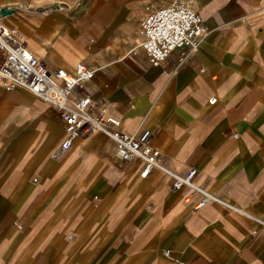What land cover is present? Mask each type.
Segmentation results:
<instances>
[{"label": "crops", "instance_id": "0c3cea01", "mask_svg": "<svg viewBox=\"0 0 264 264\" xmlns=\"http://www.w3.org/2000/svg\"><path fill=\"white\" fill-rule=\"evenodd\" d=\"M169 1L0 0L35 56L87 64L92 100L161 152L147 178L104 132L55 157L63 121L0 84V264H264V0H192L207 37L153 67L139 26Z\"/></svg>", "mask_w": 264, "mask_h": 264}, {"label": "built area", "instance_id": "2783aa9c", "mask_svg": "<svg viewBox=\"0 0 264 264\" xmlns=\"http://www.w3.org/2000/svg\"><path fill=\"white\" fill-rule=\"evenodd\" d=\"M2 17L0 13V83L7 91L22 88L32 92L63 121L65 139L53 154L55 157L70 149L76 138L88 140L92 135L104 132L113 142L120 162H139L142 178H147L154 168L159 167L161 152L152 145L151 131L125 132L123 122L112 115L108 105L92 100L85 88L94 78L92 68L79 63L74 72L49 69L28 48L21 33L3 23ZM139 34L143 37L141 49L151 66H161L178 51L185 50L186 55L176 64L179 66L187 56L198 52L207 37V29L192 0H171L144 17ZM211 103H216V100H211ZM197 174V169L192 168L184 176H173V189L195 190L193 180ZM208 203L209 197L206 196L196 209Z\"/></svg>", "mask_w": 264, "mask_h": 264}, {"label": "water", "instance_id": "95a60500", "mask_svg": "<svg viewBox=\"0 0 264 264\" xmlns=\"http://www.w3.org/2000/svg\"><path fill=\"white\" fill-rule=\"evenodd\" d=\"M0 13H1L2 16H6V15L9 14V12H7V11H5V10H1Z\"/></svg>", "mask_w": 264, "mask_h": 264}, {"label": "rangeland", "instance_id": "374dc122", "mask_svg": "<svg viewBox=\"0 0 264 264\" xmlns=\"http://www.w3.org/2000/svg\"><path fill=\"white\" fill-rule=\"evenodd\" d=\"M1 84V83H0ZM2 85V84H1ZM2 87H3V85H2ZM3 89H4V87H3ZM5 90V89H4ZM7 91V90H6ZM9 92V91H8ZM47 107H49L48 105H46ZM49 109V111H50V113L53 115V116H55V114L50 110V108H48ZM56 117V116H55Z\"/></svg>", "mask_w": 264, "mask_h": 264}]
</instances>
